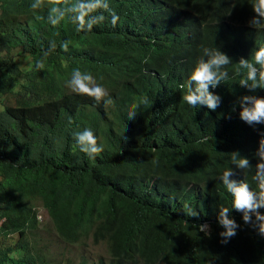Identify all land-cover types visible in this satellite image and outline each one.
<instances>
[{
    "label": "trees",
    "instance_id": "obj_1",
    "mask_svg": "<svg viewBox=\"0 0 264 264\" xmlns=\"http://www.w3.org/2000/svg\"><path fill=\"white\" fill-rule=\"evenodd\" d=\"M34 2L0 0V102L7 97L0 111V237L18 238L14 248H0V264H45L29 244L38 203L64 243L90 237L107 245L110 260L92 264H264V237L240 213L231 211L240 227L227 244L217 224L219 208H231L218 179L234 167L226 153L239 151L255 165L257 130L264 132V125L241 121L233 105L243 95L264 97V89L241 88L244 73L235 64L210 89L221 97L215 111L188 105L179 87L202 48L217 47L236 63L264 47V29L248 26L250 0H108L117 23L104 13L108 19L81 32L70 18L50 25L49 0L36 10ZM52 41L56 50L36 70ZM63 41H70L67 53ZM75 68L91 73L114 103L72 93L66 83ZM142 97L149 102L130 121ZM85 128L104 149L94 158L74 139ZM233 170L232 179L255 189L250 170ZM190 208L198 218L188 216ZM198 224L210 225L211 236Z\"/></svg>",
    "mask_w": 264,
    "mask_h": 264
},
{
    "label": "clouds",
    "instance_id": "obj_2",
    "mask_svg": "<svg viewBox=\"0 0 264 264\" xmlns=\"http://www.w3.org/2000/svg\"><path fill=\"white\" fill-rule=\"evenodd\" d=\"M51 6L48 10L47 22L56 26L70 18L76 25V31H91L94 25L103 23L110 16V22L115 25L119 20L116 13L109 8L108 0H74L71 4L62 6L61 0H49ZM44 0H35L31 4L33 10L43 7ZM250 9L253 15L248 20L250 28L264 29V0H250ZM43 19V17H37ZM70 41H63L60 44L61 49L67 53L69 51ZM57 48L54 41L50 42L47 50L42 52V58L35 62V69L44 68V60L50 56ZM235 64L237 74L243 72L244 78L240 80V87L254 93L257 89H264V47H260L251 53V59L240 58L238 62L233 63L232 59L221 52L217 47L202 48L200 57L195 61L188 77L180 88L185 90L183 100L193 108L204 106L210 111H215L221 105V97L214 94L210 89H215L221 83L229 78L226 67ZM66 87L72 93L77 95L94 98L96 101L104 100L106 105H111L114 101L109 96L108 90L97 82L95 77L88 72H82L79 68L72 71L71 78L67 81ZM107 98V99H105ZM148 98L142 97L138 104H134L128 113L130 121L137 116L136 109L140 104H147ZM239 106V119L249 126L264 125V97L254 94L243 95L238 98L233 105L232 111ZM231 118L230 116L228 117ZM260 137L255 151V165H252L250 159L242 156L239 151L226 153L230 156L232 165L222 172L218 177L222 182L227 193L231 197V208L221 206L217 217V224L223 229L218 235L222 238L221 243L227 244L228 241L237 235L239 224L231 217V211L235 210L241 214L244 224L249 225L258 235L264 237V132L257 130ZM74 139L79 150L90 157H95L101 153L103 146L98 144L94 132L90 128L74 133ZM125 139H127L125 137ZM208 140H214V137H204L199 143H205ZM153 163H156L154 160ZM233 169L239 171L250 170L252 172V182L255 189L250 187L245 180L232 179L236 175ZM188 216L198 218V213L191 208L188 210ZM185 226L189 225L184 221ZM198 232L204 233L206 237L211 236V226L208 224L195 225Z\"/></svg>",
    "mask_w": 264,
    "mask_h": 264
},
{
    "label": "rangeland",
    "instance_id": "obj_3",
    "mask_svg": "<svg viewBox=\"0 0 264 264\" xmlns=\"http://www.w3.org/2000/svg\"><path fill=\"white\" fill-rule=\"evenodd\" d=\"M0 102V111L5 107V100ZM38 223L34 235L29 236V244L32 251L36 250L44 258L45 264H92L99 260L108 262L110 254L105 243L94 245L91 238L83 239L81 243L66 244L55 234L54 227L48 218L46 211L37 205ZM2 221H0L1 225ZM17 236L10 239L0 237V248H14L17 244ZM17 258V255H13Z\"/></svg>",
    "mask_w": 264,
    "mask_h": 264
}]
</instances>
